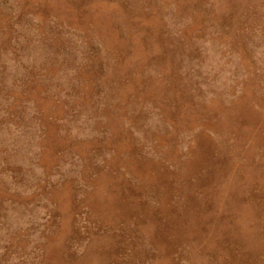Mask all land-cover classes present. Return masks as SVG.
Instances as JSON below:
<instances>
[{
    "label": "rangeland",
    "instance_id": "374dc122",
    "mask_svg": "<svg viewBox=\"0 0 264 264\" xmlns=\"http://www.w3.org/2000/svg\"><path fill=\"white\" fill-rule=\"evenodd\" d=\"M0 264H264V0H0Z\"/></svg>",
    "mask_w": 264,
    "mask_h": 264
}]
</instances>
